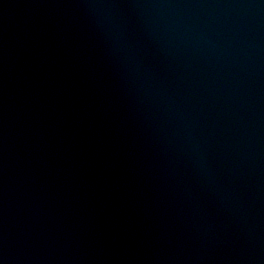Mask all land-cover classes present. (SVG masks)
Masks as SVG:
<instances>
[{"label": "water", "instance_id": "obj_1", "mask_svg": "<svg viewBox=\"0 0 264 264\" xmlns=\"http://www.w3.org/2000/svg\"><path fill=\"white\" fill-rule=\"evenodd\" d=\"M0 264H264V0H0Z\"/></svg>", "mask_w": 264, "mask_h": 264}]
</instances>
